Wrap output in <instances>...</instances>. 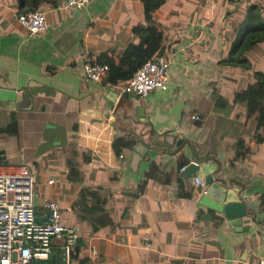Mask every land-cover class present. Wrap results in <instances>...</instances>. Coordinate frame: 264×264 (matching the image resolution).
Wrapping results in <instances>:
<instances>
[{"label":"crops","instance_id":"1","mask_svg":"<svg viewBox=\"0 0 264 264\" xmlns=\"http://www.w3.org/2000/svg\"><path fill=\"white\" fill-rule=\"evenodd\" d=\"M22 9L18 0H0V169L26 163L36 212L54 199L62 220L80 227L71 264L264 258V126L256 128L244 104L231 99L264 72V40L244 45L238 29L250 10L264 20V0H163L152 18L162 32L157 56L169 61L167 77L144 97L119 94L117 76L92 80L82 70L101 51L116 58L137 41L132 26L144 23L141 0H90L82 7L40 0L45 27L31 34L17 20ZM194 131V140L175 144ZM128 135L153 153L133 152L132 145L116 153L112 141ZM237 138L246 151L232 159ZM165 152L171 157L161 163ZM191 156L204 158L197 178L256 203L253 215L242 216L249 218L241 223L246 229L201 204L199 185L189 189L176 176L177 160ZM59 243L53 238L49 257L31 264H63Z\"/></svg>","mask_w":264,"mask_h":264},{"label":"built area","instance_id":"2","mask_svg":"<svg viewBox=\"0 0 264 264\" xmlns=\"http://www.w3.org/2000/svg\"><path fill=\"white\" fill-rule=\"evenodd\" d=\"M61 1L65 6L82 7L90 0ZM16 17L30 34L45 27L43 10L20 11ZM168 63L164 56L146 58L121 83L117 92L144 97L152 89L163 88ZM107 69V64L99 62L82 65L84 75L92 80L104 78ZM182 168L183 165L179 166L177 171ZM194 184L199 185L201 193L205 191L203 179L195 176ZM36 197L34 179L26 163L10 164L0 169V264H31L33 260H46L53 238L60 239L62 263L71 264L73 261L72 247L80 235V227L62 220L54 199L41 201L36 212ZM90 252L94 253L95 249L90 247ZM255 264H264V258Z\"/></svg>","mask_w":264,"mask_h":264},{"label":"trees","instance_id":"3","mask_svg":"<svg viewBox=\"0 0 264 264\" xmlns=\"http://www.w3.org/2000/svg\"><path fill=\"white\" fill-rule=\"evenodd\" d=\"M40 0H18L22 10L36 9L37 3ZM143 4V25L132 26V30L137 35L138 39L134 43H128L126 47L121 50L116 58L108 55L107 51H101L99 57L96 60L99 63H105L108 66L106 79L110 82H115L114 76L118 79H123L124 82L133 72V70L146 58H152L157 55H161L162 48V32L160 26L152 18L153 10L163 2V0H141ZM239 30H243L239 40L244 45H250L254 41L264 40V20L259 18V15L250 10L247 12L244 21L239 24ZM238 41H236L237 43ZM235 43V44H236ZM232 59V58H230ZM215 94V92H214ZM217 99H221V103H225L226 100L216 95ZM232 101L241 102L245 106L247 115H253L254 124L256 128L264 126V72H259L258 77L253 82L247 83L244 87L235 90L231 97ZM134 141V137L119 136L112 141V147L116 153L121 150V147H130ZM246 151L243 145L242 139L237 138L234 143V155L232 159L242 156ZM199 154L198 156H202ZM185 158L177 160V168L185 163ZM156 165L152 163L151 169ZM179 181V180H178ZM75 246V247H74ZM76 254V242L72 247V257ZM58 259L61 257L58 253ZM45 261V260H44Z\"/></svg>","mask_w":264,"mask_h":264},{"label":"water","instance_id":"4","mask_svg":"<svg viewBox=\"0 0 264 264\" xmlns=\"http://www.w3.org/2000/svg\"><path fill=\"white\" fill-rule=\"evenodd\" d=\"M25 100V99H23ZM178 106L179 103L171 105L170 108H173V117L174 119H177L178 117ZM158 116V113L156 112V107L154 110V114L152 116H149L148 119L153 122V120ZM144 119V117H142ZM171 124V123H170ZM170 124L167 125V129H173L175 126L170 127ZM153 127L155 128L156 132H159L158 128L156 125L153 123ZM196 134V131L187 134L186 136H180L178 139L175 141L176 145H179L183 137L194 140V135ZM168 140V139H167ZM165 143H168L166 140L164 141ZM148 150L149 152L153 153V150L148 148V146L141 140V138L137 137L134 140V143L132 144V151L136 153H141L143 151ZM170 154L165 152L162 155V162H164L165 158H170ZM203 159H196L194 156L190 157V160L183 164V168L180 169L177 173L176 176L178 178H181L184 180L186 186L191 189L194 186V177L196 176V171L198 169V165ZM204 184L206 185L205 187V192L200 194L199 196V202L201 204H204L210 208H213L217 211H220L223 216L229 220V222L234 225L238 226L239 228L246 229L247 226H241V223L244 221H248L249 218L245 217L243 218V215H253L255 213V207L256 203L251 200L250 196L248 195H241L236 193L233 189L231 188H226L222 184L216 182V181H211V180H204ZM257 219L254 217V220Z\"/></svg>","mask_w":264,"mask_h":264}]
</instances>
